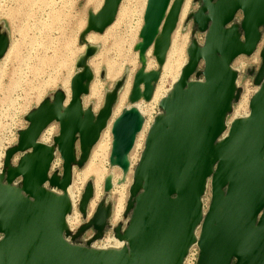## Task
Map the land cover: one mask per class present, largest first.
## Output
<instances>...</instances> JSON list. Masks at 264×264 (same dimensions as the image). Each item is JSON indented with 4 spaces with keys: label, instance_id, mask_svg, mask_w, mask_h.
<instances>
[{
    "label": "water",
    "instance_id": "water-1",
    "mask_svg": "<svg viewBox=\"0 0 264 264\" xmlns=\"http://www.w3.org/2000/svg\"><path fill=\"white\" fill-rule=\"evenodd\" d=\"M121 3L105 0L97 14L90 13L81 39L90 33L103 34L114 23ZM171 3L148 0L140 33V57L153 47L158 65L165 61L183 0ZM238 14L242 15L239 24ZM190 19L205 33V40L202 47L196 42L188 47V65L172 96L159 104L163 111L159 115L164 117L156 118L133 175L127 208L130 220L122 234L116 229L115 237L127 240L128 247L93 250L92 242L102 238L109 225L110 208L104 203L74 235L67 228L71 205L66 191L73 170L86 163L99 141L120 88L107 95L97 116L91 108L83 109L82 96L90 93L94 77L85 61L95 53L90 47L77 63L68 108H63L62 91L43 101L26 117L28 125L19 132L17 145L6 152L0 175V264H184L194 244L200 250L197 264H264V49L255 77L260 90L250 102V116L234 121L220 141L240 93L238 73L231 66L237 58L256 52L264 28V0H202ZM9 44L8 36L0 32V59ZM200 65L203 69L197 72ZM195 74L202 79L191 81ZM159 77L160 72L146 73L141 68L134 77L130 100L149 101ZM52 123L59 124L54 142L63 162L61 176L51 174L53 150L39 142ZM141 127L135 109L116 120L112 167L114 159L122 171L128 170L127 157ZM28 151L16 168L10 167L14 156ZM18 179H22L20 190L11 186ZM209 184L205 212L203 200ZM46 186L62 195L48 192ZM105 189H110V182ZM91 197L88 186L80 205L82 213ZM91 229L95 234L86 247L74 244ZM69 237L70 243L66 242Z\"/></svg>",
    "mask_w": 264,
    "mask_h": 264
},
{
    "label": "rangeland",
    "instance_id": "rangeland-1",
    "mask_svg": "<svg viewBox=\"0 0 264 264\" xmlns=\"http://www.w3.org/2000/svg\"><path fill=\"white\" fill-rule=\"evenodd\" d=\"M101 1L0 0V32L7 35L10 42L9 55L0 59L1 166L4 153L16 145L19 132L27 127L28 114L41 101L51 100L55 93L62 88L65 90V83L68 84L69 90L70 79L78 71L77 63L86 55L90 47L94 48L95 53L85 61L93 69L94 77L90 83L91 91L85 96L86 104L90 103L91 108L98 112L110 92H114L120 85L118 89L120 93L126 85L118 105L116 106V102L113 108L116 107V110L117 107L124 108L128 105L133 79L142 68L136 45L140 43L139 33L143 26L145 0H122L115 25L102 35L86 34L83 41L81 35L85 30L88 16L100 9ZM200 6L202 0H192L189 14L196 12ZM241 20L242 15L238 14L236 23L239 24ZM204 40L205 33L200 32L194 21L188 17L175 30L173 34L175 42L172 45L174 49H169L167 57L169 58L170 55L172 58L179 57L180 63L184 64L188 60V47L193 42L202 45ZM263 49L264 28L261 29V40L256 52L251 56L239 57L233 62L238 70L240 93L238 100L233 103L229 121L239 113L249 112V99L257 88L255 77L262 65ZM167 57L162 71L152 53L147 57L146 70L161 72L152 100L148 103L143 101L139 103L142 107L151 109V117H146L148 124L153 117L163 112L158 104L174 81L172 75H166ZM202 69L200 65L197 72H201ZM196 74L193 76L194 80L202 79ZM94 90L96 91L93 93ZM157 92L159 98L156 97ZM51 127L53 136L50 143L52 144L59 131V124L52 123L47 129ZM103 134L107 135L103 142L108 146V151L99 152L97 146H94L86 163L74 169L72 184L74 211L69 224L72 228H76L75 232L89 221L90 215L99 204L104 203L110 208L109 225L104 230L103 237L92 242V247L95 244L101 246L108 243L107 239L111 240L116 236V229L122 234L127 227L130 220L127 208L134 183L135 167L129 174H124L111 166L112 134L107 133V130ZM138 152H142V148ZM91 164L92 167L101 169L100 177L88 172ZM57 172L62 173L60 164L52 169L51 174ZM109 177L111 179H108ZM107 182H110L108 191L105 189ZM88 186L92 187V197L86 207V213H82L80 205ZM206 200L209 201L208 196ZM94 234L93 229L88 230L73 242L86 247Z\"/></svg>",
    "mask_w": 264,
    "mask_h": 264
},
{
    "label": "bare ground",
    "instance_id": "bare-ground-1",
    "mask_svg": "<svg viewBox=\"0 0 264 264\" xmlns=\"http://www.w3.org/2000/svg\"><path fill=\"white\" fill-rule=\"evenodd\" d=\"M176 0H172V3H171V5L173 4V2H175ZM104 2H105V0H102L101 1V6H103V4H104ZM191 2H192V0H183V4H182V7H181V10H180V14H179V17H178V24H177V27H178V25L179 24H181V23H183L184 22V20L186 19V18H188V17H190V15H192L193 14V12H190V14H189V9H190V5H191ZM147 3H148V0H145V2L143 3L144 4V10H143V14H145V10H146V7H147ZM170 5V6H171ZM100 6V9L102 8ZM171 8V7H170ZM100 9L97 11V12H94L93 14L95 15V14H97L99 11H100ZM199 9V8H198ZM197 12V11H196ZM196 12H194V13H196ZM117 16H118V14H117ZM115 21H116V19H115ZM114 21V23L107 29V30H109V29H111L114 25H115V22ZM87 26H88V19H87V24H86V27H85V30L87 29ZM143 26H144V17H143ZM143 26H142V28H143ZM177 27H176V29H177ZM84 30V31H85ZM142 30V29H141ZM175 32V31H174ZM140 33H141V31H140ZM140 33H139V39H140V43H138L137 45H136V51H137V54H138V59H139V62L141 63V66H142V68L144 69V71L146 72V73H149V72H152V71H147L146 70V66H147V57L149 56V54L150 53H152V56L154 57V50H153V47H151L146 53H145V55L143 56V57H140V53H139V51H138V47H139V45L142 43V39L140 38ZM178 33V32H177ZM90 34H95V33H90ZM104 34V33H103ZM174 34V33H173ZM98 35H102V34H98ZM173 42H175V41H173V35H172V37H171V40H170V46H169V49L170 48H173ZM203 45H201L200 47H202ZM176 48V47H175ZM174 49V48H173ZM9 50V49H8ZM8 50H7V52H8ZM6 52V54H5V56L7 57L8 55H9V52L7 53ZM168 52H169V50H168ZM168 52H167V54H166V57L168 56ZM172 52V51H171ZM174 53H175V51H173ZM173 55V54H172ZM4 56V57H5ZM174 56V55H173ZM166 57H165V61H166ZM177 57V56H176ZM155 58V57H154ZM173 58H175V57H173ZM172 57H171V55L169 56V58L167 57V63H166V68H167V74L166 75H172L173 76V79H174V81H173V83L171 84V86H170V88H169V90L167 91V93L165 94V96L164 97H161V100H160V102L161 101H163L165 98H170L171 96H172V94H173V92H174V89H175V87H176V85L178 84V82H179V80H180V77H181V75H182V72H183V70L185 69V67L188 65V62H189V59L187 60V62L186 63H180V58L178 57V58H175V59H173ZM156 60V59H155ZM165 61H164V63L162 64V65H158L159 66V68L161 69V71H162V67L164 66V64H165ZM157 63V62H156ZM90 69H91V71H92V73L94 74V71H93V69L90 67ZM150 69V68H149ZM231 70L234 72V73H236L237 74V72H238V70H237V68L234 66V65H232L231 66ZM153 71H157V72H160V70H153ZM77 73H78V71L71 77V79H70V82H69V90L67 89V87H68V84L66 85V83H65V90L62 88L61 89V91L64 93V104H63V108L64 109H66V108H68V106H69V104H70V102H71V98H72V92H71V81H72V79L77 75ZM160 75H161V72H160ZM160 78V77H159ZM159 81V80H158ZM191 81H195L194 80V78H191ZM157 83V82H156ZM133 84H134V79H133ZM133 84H132V88H133ZM126 86V85H125ZM125 86H124V88L122 89V91L119 93V95H118V100H117V104H116V106L118 105V102H119V99H120V96H121V94H122V92L124 91V89H125ZM238 86H239V83H238V78H237V80H236V88H238ZM132 88H131V91H132ZM155 89H156V84L155 83H153V93H152V97H153V95H154V92H155ZM259 90H260V87H257L256 88V90H255V92L253 93V95L250 97V99H249V112H247V113H245V112H243L242 114L241 113H239L236 117H234V118H232L230 121L229 120H226V125H225V127H226V130H225V132H224V134L220 137V141L221 140H224L226 137H227V135H228V132H229V130H230V127H231V124L234 122V121H237V120H246L249 116H250V112H251V110H250V102H251V100L254 98V96L259 92ZM91 91V90H90ZM96 90H94L93 91V93L95 92ZM131 91H130V94H129V97H128V105L126 106V107H124V108H121V107H117V109L115 110V108L114 109H112V112H111V115H110V118H109V120H108V122H107V124H106V127H105V129L103 130V132L101 133V135H100V138H99V141L97 142V144L95 145V146H97V149H98V151L99 152H107L108 151V146H105L104 145V138L107 136V135H104L103 133H104V131L105 130H107V133H110V134H112V128H113V125H114V123L116 122V120L126 111V110H130V109H135L136 111H138L139 112V114H140V116H141V120H142V127H141V129H140V131L138 132V134L136 135V139H135V142H134V146H133V148H132V150H131V152L129 153V155H128V157H127V162H128V170H126L125 172L124 171H122L116 164H115V161H114V159H112V165H113V168H116V169H118V170H120V171H122V173H124V174H129L130 172H131V170L134 168V170H133V175H134V172H135V169L136 168H138V166H139V164H140V161H141V159H142V156H143V154H144V151H145V146H146V140H147V138H148V135H149V133H150V131H151V129H152V126H153V124H154V122H155V120H156V118L158 117V116H156V117H153V119H152V121H151V123L150 124H148V123H146V117H151V109H149V108H147V107H142L141 106V104H139L140 102H146V103H148V102H150L151 100H152V97H151V99L149 100V101H145L143 98H141L140 100H138V101H131L130 100V95H131ZM144 91V85L142 84V85H140V92L142 93ZM162 91V90H161ZM159 94H158V92L156 93V97L158 96ZM158 98H159V96H158ZM85 100H86V97L85 96H82V99H81V102H82V106H83V109L84 110H87V109H89V108H91V106H90V103H88V104H86V102H85ZM43 101H41L39 104H38V106L35 108V109H37L39 106H40V104L42 103ZM160 102H159V104H160ZM158 104V105H159ZM247 106V105H246ZM102 108H103V106H102ZM102 108L98 111V112H96V110L95 109H92V111H93V113H94V116H97V114L102 110ZM115 110V111H114ZM159 117H164V115H159ZM110 122H111V124H110ZM110 124V125H109ZM27 128V127H26ZM25 128V129H26ZM25 129H23V130H25ZM52 127L51 128H49V129H46L44 132H43V134L41 135V137H40V140H39V142L41 143V144H43V145H45V146H47V147H49V148H51L52 150H53V152H54V161H53V163H52V166H51V171H52V169L55 167V166H58L59 164L61 165V167H62V165H63V162H62V160H61V158H60V156H59V154H58V151H57V147H56V144H55V142H54V140H53V143L51 144L50 143V141H51V139H52V136H53V133H52ZM58 135H59V131H58V133L56 134V137H54V139L55 138H57L58 137ZM142 139V140H141ZM113 142H114V138H113V134H112V146H111V152H112V148H113ZM17 143H18V140H17V142H16V145H17ZM110 145V144H109ZM144 146V147H143ZM141 148H142V152H138V151H140L141 150ZM78 150V152H80L79 151V149H77ZM6 152H7V150H6ZM6 152L4 153V159H5V156H6ZM111 152H110V157H111ZM30 153V151H28V152H26V153H21V154H19V155H17V156H14V158L12 159V161H11V165H10V167L11 168H16L17 167V164H18V162H19V160H20V158L22 157V156H24L25 154H29ZM2 158V157H1ZM4 159H3V163H2V166L0 165V175H2V173H3V169H4ZM93 165L91 164L89 167H88V172H92L93 174L95 173L97 176H101V169H99L98 167H92ZM59 176H61V173L59 174ZM108 179H111L110 177L108 178ZM73 180H74V170H73V173H72V181H71V184H70V186L68 187V189H67V191H66V194L68 195V198H69V201H70V205H71V211H70V213L68 214V216H67V220H66V222H67V228H68V230H69V232H70V235H74V233H75V230H76V228H72L71 226H70V224H69V220H70V218H71V216H72V214H73V211H74V203H73V197H72V184H73ZM99 181V180H98ZM101 181V180H100ZM21 182H22V179H18V180H16L11 186L12 187H14V188H16L17 190H20V188H21ZM45 189L48 191V192H50V193H52V194H54V195H56V196H61L62 195V192L60 191V190H57V189H55V188H50V187H48V186H46L45 187ZM79 194V193H78ZM23 195V194H22ZM210 195H211V187H210V184L208 185V187H207V191H206V196H208V197H210ZM205 196V197H206ZM81 197V196H80ZM203 204H204V211L205 212H207V210H208V207H209V201H207L206 199H204L203 200ZM122 210V209H121ZM95 212H96V210L94 211V212H92V214L90 215V218H89V221L90 220H92V218H93V216H94V214H95ZM198 235V234H197ZM70 241H71V239H70V237L69 238H67L66 239V242H68V243H70ZM107 241H109L108 243H106V244H103V245H101V246H98L97 244H95L94 246H93V250L94 251H121V250H123V249H125V248H127L128 247V241L127 240H123V241H120V240H118L116 237H114V238H112L111 240H108L107 239Z\"/></svg>",
    "mask_w": 264,
    "mask_h": 264
},
{
    "label": "built area",
    "instance_id": "built-area-1",
    "mask_svg": "<svg viewBox=\"0 0 264 264\" xmlns=\"http://www.w3.org/2000/svg\"><path fill=\"white\" fill-rule=\"evenodd\" d=\"M252 96V95H251ZM1 239V235H0ZM200 255V250L197 244H194L189 249L188 255L185 258L184 264H197Z\"/></svg>",
    "mask_w": 264,
    "mask_h": 264
}]
</instances>
